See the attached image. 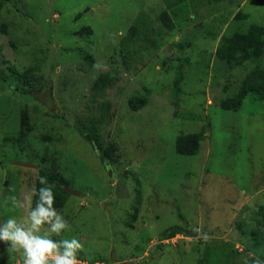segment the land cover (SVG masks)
I'll return each mask as SVG.
<instances>
[{
    "label": "rangeland",
    "instance_id": "374dc122",
    "mask_svg": "<svg viewBox=\"0 0 264 264\" xmlns=\"http://www.w3.org/2000/svg\"><path fill=\"white\" fill-rule=\"evenodd\" d=\"M252 25L264 0H0V200L60 173L80 264H264V97L224 105L264 56L217 53Z\"/></svg>",
    "mask_w": 264,
    "mask_h": 264
},
{
    "label": "clouds",
    "instance_id": "9594fccd",
    "mask_svg": "<svg viewBox=\"0 0 264 264\" xmlns=\"http://www.w3.org/2000/svg\"><path fill=\"white\" fill-rule=\"evenodd\" d=\"M54 200L53 187L43 176L39 187L29 188L22 197L13 193L0 200V207L23 210V215L0 220V244L19 253L18 264H80L77 253L82 244L76 236L53 239L71 230L67 219L54 207Z\"/></svg>",
    "mask_w": 264,
    "mask_h": 264
},
{
    "label": "trees",
    "instance_id": "16d2710c",
    "mask_svg": "<svg viewBox=\"0 0 264 264\" xmlns=\"http://www.w3.org/2000/svg\"><path fill=\"white\" fill-rule=\"evenodd\" d=\"M160 19L163 24H165V26L171 25L173 23L170 16V11L168 9H164L161 12ZM133 26L134 25H131L129 31L126 33V36H130L132 34ZM217 53L221 58H225L230 62H241L247 59L258 60V58L264 56V29L262 26L252 25L246 33H235L231 36H224L223 42L217 47ZM113 80V75L110 73H103L96 79L94 84L98 85L99 87L102 86V88H106L112 83ZM46 85L48 86L49 84ZM28 92L32 91L28 90ZM249 93L264 97V66L260 63H258L250 72H248L242 82L241 90L236 99H230L229 101L225 102L224 105L236 106L240 99L242 100ZM78 130L84 134L86 139L90 140L92 138V135L88 132H85V127L80 123H78ZM200 139L201 138L198 133L180 135L176 139V148L178 152L182 154H195L199 149ZM111 160V151L110 149H106L104 151L102 161L104 163L110 164ZM41 176L46 177L49 184L53 187L55 195L54 207L61 206L64 202L65 195L69 193L68 187H66V180L58 172L53 171L52 173H49L47 171H41L36 182L37 188L39 187V178ZM34 202L35 197H33V204ZM182 230L183 227L174 225L169 227L162 236L171 237L175 233Z\"/></svg>",
    "mask_w": 264,
    "mask_h": 264
},
{
    "label": "built area",
    "instance_id": "2783aa9c",
    "mask_svg": "<svg viewBox=\"0 0 264 264\" xmlns=\"http://www.w3.org/2000/svg\"><path fill=\"white\" fill-rule=\"evenodd\" d=\"M89 263V262H88ZM16 264V263H15ZM89 264H108V263H105L103 261H93V262H90Z\"/></svg>",
    "mask_w": 264,
    "mask_h": 264
},
{
    "label": "water",
    "instance_id": "95a60500",
    "mask_svg": "<svg viewBox=\"0 0 264 264\" xmlns=\"http://www.w3.org/2000/svg\"><path fill=\"white\" fill-rule=\"evenodd\" d=\"M112 260H115V255H114V252L112 253Z\"/></svg>",
    "mask_w": 264,
    "mask_h": 264
}]
</instances>
